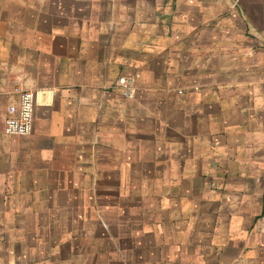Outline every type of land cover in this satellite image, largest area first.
Masks as SVG:
<instances>
[{"label":"crops","instance_id":"1","mask_svg":"<svg viewBox=\"0 0 264 264\" xmlns=\"http://www.w3.org/2000/svg\"><path fill=\"white\" fill-rule=\"evenodd\" d=\"M0 264H264V0H0Z\"/></svg>","mask_w":264,"mask_h":264},{"label":"built area","instance_id":"2","mask_svg":"<svg viewBox=\"0 0 264 264\" xmlns=\"http://www.w3.org/2000/svg\"><path fill=\"white\" fill-rule=\"evenodd\" d=\"M116 85L131 95L134 81L131 78H119ZM14 100L6 108L3 132L9 137H28L33 127V117L37 97L31 90L15 87L12 91Z\"/></svg>","mask_w":264,"mask_h":264}]
</instances>
